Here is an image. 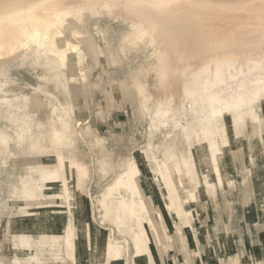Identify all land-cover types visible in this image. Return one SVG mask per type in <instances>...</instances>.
Instances as JSON below:
<instances>
[{"label":"rangeland","instance_id":"obj_1","mask_svg":"<svg viewBox=\"0 0 264 264\" xmlns=\"http://www.w3.org/2000/svg\"><path fill=\"white\" fill-rule=\"evenodd\" d=\"M64 1L0 68V264H264V0H172L259 45L194 100L138 1Z\"/></svg>","mask_w":264,"mask_h":264},{"label":"bare ground","instance_id":"obj_2","mask_svg":"<svg viewBox=\"0 0 264 264\" xmlns=\"http://www.w3.org/2000/svg\"><path fill=\"white\" fill-rule=\"evenodd\" d=\"M134 1H138L137 3H139L141 5L140 6L138 4L140 6V8L133 11V14H135L134 16L137 17L136 20L146 21L150 26L158 28L157 30H159L160 36L164 40L166 47L168 49V52H169V56H170L169 70H167V69L166 70L164 69L165 71L162 70L163 74H161L162 72H160V75H162L164 77H161L158 73L157 74L161 78H167L166 79V85L169 86L170 89L171 88L174 89V88H177V86H180V81H178V78H177V75L175 74L174 68L179 67V69H182V75L184 76V86H185L184 90L186 92L190 93L193 100L204 95V94L205 95L207 94V90H205L203 88L204 85L202 86L196 80V74L197 73L194 70L193 63L194 64L195 63L201 64V67H202V65L206 66L207 64L214 62V61L215 62L216 61L221 62L222 60L223 61L228 60V62H229L232 60L236 61L237 59H240V58H241L240 61L242 59H245V60H252L253 59L254 60V59H256V56L258 55L255 52V50H253L254 47L259 48V45L257 44V42H255L256 39H254L255 40L254 41L253 38H247V37L245 38V36H247L245 34H243L244 36L242 38L239 37L242 35V32H244L246 34H250V32H248V30L251 29L248 27L249 25L248 26L246 25L247 28L245 26H244L245 28H243V26L241 25L242 23H241L240 25L242 26L243 29H241L242 31L237 30L240 34L237 37L238 34L235 32L236 30H234V29H233L234 35L229 33V31H228L229 28H227V29L218 28L219 31H217L216 27L219 26V22L216 24L214 23L215 25H211V26L208 23H205V21H207V20H205L204 11H202L204 9H200L199 12L198 11L195 12L190 7H189V9H181L180 10L178 8V5H175V3H173L172 0H154V1L153 0L152 1L134 0ZM223 1L221 0L220 2H223ZM234 1H237V0H234ZM252 1L250 0L249 2H252ZM254 1H257V0H254ZM258 1H260V0H258ZM226 2H224V3H226ZM74 3H75L74 1L65 2L64 0H0V68L7 66L8 64H10L12 61H14L16 59L24 58L25 55L28 54L29 50L33 47V45H37V40H38L39 34H41V35L42 34H48L47 31H49L51 29V25L49 26V24H51L52 18L53 17L56 18V16H64V14L70 13V10H68L70 7H66V6H69L70 4H71V6H73ZM213 3L215 4V2H213ZM216 3H218V2H216ZM220 4H222V3H220ZM64 5H65V7H64ZM254 5L255 4L253 3V6ZM258 5H259V3H258ZM139 6H137V7H139ZM255 6H257V5H255ZM48 7H50V8H48ZM222 7H225V6H222ZM42 9H44V11H41ZM255 9L256 8H254V10ZM262 9L263 8H261V7H257V12L258 13L261 12ZM234 11L235 10H233V12ZM193 14L199 15V16H201V18L191 17ZM36 15H38V16H36ZM43 15H46L47 17L42 19L41 16L43 17ZM249 15L251 16V14H249ZM262 15H261V17H262ZM256 17H257V15H256ZM261 17L260 16L257 17V18H259L258 19L259 21H260ZM228 18H229V16H228ZM239 18H236V19L240 20ZM209 19H210V17H209ZM241 19H242V17H241ZM252 19H254V18H252ZM240 21H237V22L239 23ZM263 21H261V22H263ZM42 22H44V23H42ZM244 23H245V21H244ZM251 25L253 26L254 24L251 23ZM257 25L258 24L254 25V26H257ZM233 26H234V24H233ZM37 29H41V30L36 31ZM138 30H141V28H139ZM143 30H145V28ZM151 31H153V30H151ZM148 32H149V30H148ZM136 33L140 34L139 31ZM150 33H148L149 36H150ZM148 34H147V36H148ZM261 35H263V33ZM261 35H260V37H261ZM135 37L137 38V36H135ZM151 37H153V36H151ZM155 37L156 36H154L153 38H155ZM136 38H135V40H136ZM243 39H245V40H243ZM127 40L129 42L130 39H127ZM143 42H144V40H143ZM143 42H142V44H143ZM134 43H136V42H134ZM152 43H154V42H152ZM157 43H158V41H157ZM161 43H162V41H161ZM159 44H160V42H159ZM143 45H145V44H143ZM137 47H140V46H137ZM158 51H159V49H158ZM151 58H153V57L151 56ZM178 59H180L181 62H179ZM166 61L168 62V59ZM175 61L177 62L176 65L174 64ZM159 64H160V62H159ZM164 64L165 63H163V65ZM182 64L185 67L181 68V66H183ZM216 65H217V63H216ZM220 66H219V69H220ZM157 70H159V69H157ZM217 73H218V71H217ZM219 75H221V74H219ZM233 75L236 78L235 74H233ZM233 75H232L231 79H233ZM217 76L218 75L216 74V77ZM160 77H159V79H160ZM219 78H215L216 80H214V81H215V84L221 85L223 83V80L219 79ZM199 81H201V80H199ZM260 82H261V80L254 81V83H256V85L260 84ZM211 83H213V82H211ZM254 89H256L255 92H259L257 87ZM175 90H177V89H175ZM237 90L241 92L243 90V88H239ZM255 94H257V93H255ZM245 97H247V96L245 95ZM210 98H212L216 102H218L220 100L214 99L212 95H208L207 98H205L204 106L208 105V107H210V109H211V107L214 105V103L209 102L211 100ZM229 99L231 100L232 98L230 97ZM200 101L203 102V99H201ZM221 108L222 107H220V109ZM222 113H223V111H222Z\"/></svg>","mask_w":264,"mask_h":264}]
</instances>
